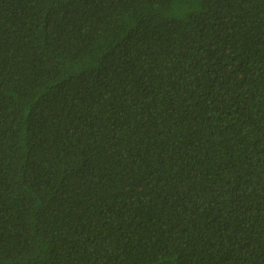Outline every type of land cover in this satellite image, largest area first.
<instances>
[{"label": "trees", "instance_id": "1", "mask_svg": "<svg viewBox=\"0 0 264 264\" xmlns=\"http://www.w3.org/2000/svg\"><path fill=\"white\" fill-rule=\"evenodd\" d=\"M0 264H264V0H0Z\"/></svg>", "mask_w": 264, "mask_h": 264}]
</instances>
